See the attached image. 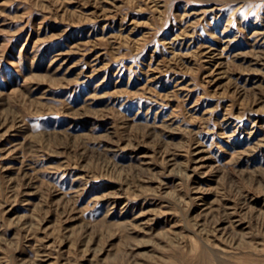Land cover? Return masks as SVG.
I'll use <instances>...</instances> for the list:
<instances>
[{
    "label": "rangeland",
    "instance_id": "obj_1",
    "mask_svg": "<svg viewBox=\"0 0 264 264\" xmlns=\"http://www.w3.org/2000/svg\"><path fill=\"white\" fill-rule=\"evenodd\" d=\"M0 264H264V0H0Z\"/></svg>",
    "mask_w": 264,
    "mask_h": 264
}]
</instances>
